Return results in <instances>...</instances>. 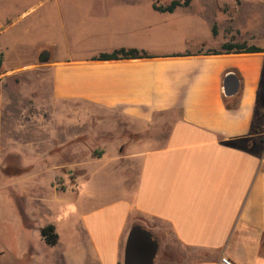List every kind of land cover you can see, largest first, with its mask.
Returning a JSON list of instances; mask_svg holds the SVG:
<instances>
[{
  "label": "crops",
  "instance_id": "1",
  "mask_svg": "<svg viewBox=\"0 0 264 264\" xmlns=\"http://www.w3.org/2000/svg\"><path fill=\"white\" fill-rule=\"evenodd\" d=\"M50 2L85 7L84 21L94 34L90 41L97 46L81 59L50 63L56 100L91 103L138 124L179 114L165 144L140 154L131 195L125 176L124 194L75 204L74 224L65 212L70 240H63L62 222L49 223L59 234L53 247L59 264H124L131 229L141 226L159 241L155 222L170 228L171 241L194 252L188 264H223L222 258L264 264V52L223 49L246 42L264 50V39L201 40L164 49L157 33L192 17L184 7L161 13L154 10L155 0ZM211 36L215 41L213 30ZM119 49L148 57L94 60ZM226 99L237 107L227 108ZM164 249L160 245L154 264L169 263Z\"/></svg>",
  "mask_w": 264,
  "mask_h": 264
},
{
  "label": "rangeland",
  "instance_id": "2",
  "mask_svg": "<svg viewBox=\"0 0 264 264\" xmlns=\"http://www.w3.org/2000/svg\"><path fill=\"white\" fill-rule=\"evenodd\" d=\"M155 1L167 7L186 0ZM184 8L192 17L160 29L161 48L264 39V0H189ZM86 11L50 0H0V264H59L58 250L45 244L40 227L62 222L63 240H70L75 204L124 194L125 176L131 195L140 154L161 148L179 115L138 124L91 103L54 98L50 63L97 50ZM155 224L168 264L191 262L194 252L171 241L166 224Z\"/></svg>",
  "mask_w": 264,
  "mask_h": 264
},
{
  "label": "trees",
  "instance_id": "3",
  "mask_svg": "<svg viewBox=\"0 0 264 264\" xmlns=\"http://www.w3.org/2000/svg\"><path fill=\"white\" fill-rule=\"evenodd\" d=\"M189 4V0H186L184 3L181 1H173L169 6L167 7H159L157 5H154V10L161 12V13H173L177 8L179 7H187ZM214 34H216V31L214 30ZM224 51L227 54L230 53H260L264 52L263 49L257 48V47H248L245 44H226L223 47ZM211 54H218L214 51L211 52ZM148 57L146 53H141L137 49H119L115 50L112 53L109 54H101L94 60H119V59H138V58H146ZM2 64V60L0 59V66ZM226 106L229 109H234L237 107L236 103L230 104L227 99L225 100ZM40 236L42 240L45 242V244L49 247H55L59 243V234L57 233L56 227L52 224L45 225L40 229Z\"/></svg>",
  "mask_w": 264,
  "mask_h": 264
},
{
  "label": "water",
  "instance_id": "4",
  "mask_svg": "<svg viewBox=\"0 0 264 264\" xmlns=\"http://www.w3.org/2000/svg\"><path fill=\"white\" fill-rule=\"evenodd\" d=\"M158 249L154 235L141 226H135L127 237L124 264H154Z\"/></svg>",
  "mask_w": 264,
  "mask_h": 264
},
{
  "label": "built area",
  "instance_id": "5",
  "mask_svg": "<svg viewBox=\"0 0 264 264\" xmlns=\"http://www.w3.org/2000/svg\"><path fill=\"white\" fill-rule=\"evenodd\" d=\"M221 262H222L223 264H232V263H231L228 259H226V258H222Z\"/></svg>",
  "mask_w": 264,
  "mask_h": 264
},
{
  "label": "flooded vegetation",
  "instance_id": "6",
  "mask_svg": "<svg viewBox=\"0 0 264 264\" xmlns=\"http://www.w3.org/2000/svg\"><path fill=\"white\" fill-rule=\"evenodd\" d=\"M45 57H47V53H45V54L42 55V58H45Z\"/></svg>",
  "mask_w": 264,
  "mask_h": 264
}]
</instances>
